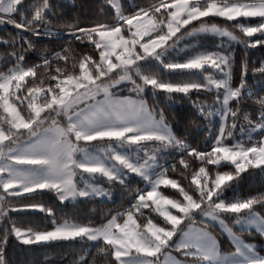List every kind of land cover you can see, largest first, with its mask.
<instances>
[{
    "label": "snow or ice",
    "instance_id": "6c2138e0",
    "mask_svg": "<svg viewBox=\"0 0 264 264\" xmlns=\"http://www.w3.org/2000/svg\"><path fill=\"white\" fill-rule=\"evenodd\" d=\"M105 4L110 20L77 23L65 33L52 30L64 0H0V25L19 30L10 40L0 37L13 48L0 68V220L33 210L51 225L0 226V264H10V235L26 245L80 244L74 264H95L93 250L102 264H264V250L234 231L254 226L264 236V190L227 196L242 174L264 176V61L251 69L260 75L250 84L244 59L233 84V44L264 47V0ZM201 34L219 42L205 46ZM29 36L66 43L31 62ZM209 93L210 105L199 99ZM177 96L206 121L202 148L165 119L160 97ZM103 184L131 198L100 222L58 223L46 202L13 205L50 193L61 204L110 197ZM162 186L178 189L176 198ZM217 229L230 237V250H222Z\"/></svg>",
    "mask_w": 264,
    "mask_h": 264
},
{
    "label": "trees",
    "instance_id": "16d2710c",
    "mask_svg": "<svg viewBox=\"0 0 264 264\" xmlns=\"http://www.w3.org/2000/svg\"><path fill=\"white\" fill-rule=\"evenodd\" d=\"M31 0H25V3H29ZM50 2L56 3L58 0H50ZM133 2L146 6L153 2V0H133ZM127 5L131 2L124 0ZM108 8L105 4V0H73V2L64 1V6L58 7L55 11V19L52 20L53 32H65L67 33L70 27L74 24H80L81 26L91 25L96 20H110L111 16L107 15ZM223 18H218L212 22L220 24ZM196 24V21L192 22ZM234 22H229V26ZM223 26V25H222ZM19 30L11 24L0 25V37L5 39H11L17 35ZM239 35V30L236 29ZM25 35H29L27 32ZM256 37L259 33L255 34ZM34 43V48L30 50L29 58L31 62H37L38 57L44 54L45 50L56 51L58 46L66 43V39H59L53 37H34L29 36ZM217 40L207 42L205 46L214 45ZM235 49V65L233 68V84H238L240 75V66L244 59L248 61L249 67V83L255 84L259 78V73H253L251 69L258 67L261 61H264V47L256 46L249 47L247 50L243 45L233 44ZM13 48L10 44L0 43V68L5 66V62ZM31 77L26 78L31 80ZM23 91V89L21 90ZM211 93L201 94L199 99L202 101H213ZM149 105L152 104V98H148ZM196 96H192V100L195 101ZM159 105L164 109V116L167 123L170 124L176 135L182 139H185L189 144L194 147L202 148L208 136V130L205 127L206 121L202 119L196 109L187 99H182L177 96L172 102H168L163 97L159 99ZM249 112L253 109L250 107ZM179 167V165H178ZM190 169L189 171H191ZM252 172L251 169L248 170ZM169 175L173 174L171 171ZM245 178L239 182L236 186V191L229 192L228 198L231 199L233 195L246 197L254 195L257 192L264 190V176L259 174V171L252 172L251 175L248 173L242 174ZM178 178V177H174ZM179 179V178H178ZM187 181H182L181 186H185ZM106 186H109L105 184ZM112 189L113 197L111 200L96 198L93 201L79 202H68L65 201L63 204L56 201L53 194H48L43 197H39L36 200H16L13 201V205H21L35 202H46L52 204L56 213L57 222H61L65 219L75 220L77 222H86L92 220L93 222H100L103 215L107 214L110 209L114 210L119 208L121 205L127 206V201L131 198L125 191L120 188L109 186ZM139 187H143L142 184ZM164 194L169 195L170 198H176L173 193H178V189H163ZM259 210V209H258ZM264 215V211L261 212ZM11 219L8 221L1 220L0 226L11 227L12 224L23 228L29 226H40L41 228H50L49 218L38 211L26 210L16 211L9 213ZM240 235L246 239L256 242L259 247L258 250H263L264 238L257 231H243L237 230ZM216 235L220 241L223 250H230L232 248L229 240L220 232L216 230ZM81 245L70 242H50L48 245L44 244H33L26 245L20 241H17L14 236H9L8 247L6 249V259L10 261V264H74V260L79 258L81 252ZM93 257L95 264H102L100 260V254L95 253L93 250ZM90 264L92 261L90 260Z\"/></svg>",
    "mask_w": 264,
    "mask_h": 264
},
{
    "label": "rangeland",
    "instance_id": "374dc122",
    "mask_svg": "<svg viewBox=\"0 0 264 264\" xmlns=\"http://www.w3.org/2000/svg\"><path fill=\"white\" fill-rule=\"evenodd\" d=\"M64 1H67V2H73V0H64ZM129 2H133V0H128ZM182 31H183V29H182ZM177 35H179V33L177 34ZM145 39H147V37H145ZM219 37H216V36H214V35H212V34H201V39H200V43L201 44H203V45H205L207 42H210V41H213V40H217L216 42L218 43L219 42ZM226 39V38H225ZM183 43H184V41H181V45H183ZM22 90V89H21ZM41 96L43 95V93H41L40 94ZM37 102H39V101H37ZM207 104H212L213 103V101H207L206 102ZM92 143H95V142H92ZM103 187H105L106 189H109V191L111 192V196L110 197H97V198H99V199H107V200H111L112 199V197H113V192H112V189L109 187V186H106L105 184H103L102 185ZM14 206H18V205H14ZM21 211H26V210H21ZM14 212H16V211H14ZM0 223H1V220H0ZM229 226H231V221H229ZM17 227H20V226H17ZM23 228V227H22ZM219 230V229H218ZM237 230H240L239 229V226H236L235 228H234V231H236L237 232V234L238 235H240L239 234V232L237 231ZM251 230H255V227L253 226L252 228H251ZM256 231V230H255ZM221 232V231H220ZM259 233V232H258ZM260 234V233H259ZM228 240H229V242H230V237H228L226 234H223ZM241 236V238L242 239H244L246 242H248V243H252V244H254V245H256L257 246V250H258V247H259V245L256 243V242H252V241H250V240H248V239H246L245 237H243L242 235H240ZM217 238H218V236H217ZM263 238H264V236H263ZM219 240V239H218ZM262 248H263V250H264V245L262 246ZM223 250V249H222ZM225 251H227V250H225ZM258 251H261V250H258ZM262 254H264V252H262ZM173 255L174 256H176L178 259L180 258L179 257V255H178V253H173ZM161 259H163V258H161Z\"/></svg>",
    "mask_w": 264,
    "mask_h": 264
}]
</instances>
